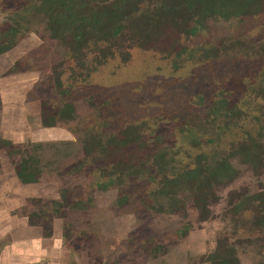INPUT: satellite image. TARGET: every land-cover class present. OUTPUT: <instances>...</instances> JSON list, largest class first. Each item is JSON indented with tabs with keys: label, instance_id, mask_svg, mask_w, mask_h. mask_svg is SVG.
<instances>
[{
	"label": "rangeland",
	"instance_id": "374dc122",
	"mask_svg": "<svg viewBox=\"0 0 264 264\" xmlns=\"http://www.w3.org/2000/svg\"><path fill=\"white\" fill-rule=\"evenodd\" d=\"M27 1L0 0V28L24 4L30 7ZM45 25L43 18H31L15 46L0 55V178L8 184L3 189L13 192L7 196L13 210L50 237L52 264H203L201 256L223 235L235 245L241 264H264V228H253L252 212L236 220L229 203L233 192L264 189V165L256 170L234 158L238 176L219 188L220 200L200 223L187 199L186 209L174 214L147 207L143 200L155 187L148 181L100 188L98 174L84 167L82 147L87 130L109 134L145 123L159 130L160 141L187 155L213 149L221 142L220 133L205 117L224 87L240 101L249 100V108L261 116L264 95L252 96L264 79V10L208 19L197 33L183 37L187 49L182 54L134 46L127 61L117 55L91 72L78 66ZM44 101L56 106L72 102L76 118L45 126ZM184 120L207 145L193 146L181 133ZM260 125L264 127V117L255 133ZM235 134L231 137L242 133ZM224 146L232 143L225 139ZM28 153L42 169L33 184L20 181L14 163Z\"/></svg>",
	"mask_w": 264,
	"mask_h": 264
},
{
	"label": "trees",
	"instance_id": "16d2710c",
	"mask_svg": "<svg viewBox=\"0 0 264 264\" xmlns=\"http://www.w3.org/2000/svg\"><path fill=\"white\" fill-rule=\"evenodd\" d=\"M27 3L31 8L24 4L11 17L12 22L0 28V55L15 46L31 18L41 17L49 36L63 41L78 66L89 72L117 55L127 61L134 46L182 54L187 49L183 37L197 33L208 19L252 16L264 10V0H28ZM253 92L254 98L264 95V79ZM248 101L234 97L229 87L216 94L205 120L219 130L217 142H221L214 147L210 144L213 149L195 155H187L183 148L177 150L160 141L159 130L151 124L128 125L109 134L87 130L82 139L84 167L98 174L100 188L104 190L148 181L155 187L143 200L147 207L174 214L186 209L187 199L198 210V221L204 222L212 214L210 206L220 200L219 188L238 176L234 158L239 157L256 170L264 165V127L260 125L255 133V124L264 113L256 115L257 109L249 108ZM41 116L45 126H58L76 118V107L69 101L58 106L44 101ZM179 127L193 146L207 145L188 127L186 120ZM236 130L242 134L231 137ZM225 139L232 143L231 148H225ZM4 143L11 144L6 140ZM14 163L21 182H39L42 169L37 157L28 153ZM63 195L66 200L68 197ZM123 196L122 203L126 201V195ZM52 202L57 207L64 203ZM229 203L236 220H243L252 212L253 228H264V189L233 192ZM157 247L151 249L157 251ZM201 263L241 264V261L235 245L223 235L217 238L212 250L201 256Z\"/></svg>",
	"mask_w": 264,
	"mask_h": 264
},
{
	"label": "crops",
	"instance_id": "0c3cea01",
	"mask_svg": "<svg viewBox=\"0 0 264 264\" xmlns=\"http://www.w3.org/2000/svg\"><path fill=\"white\" fill-rule=\"evenodd\" d=\"M7 185L0 178V264H52L50 237L8 204L7 196L13 192L3 189Z\"/></svg>",
	"mask_w": 264,
	"mask_h": 264
}]
</instances>
